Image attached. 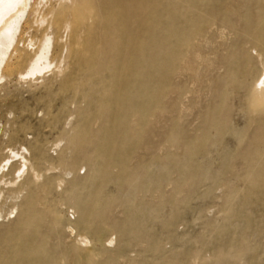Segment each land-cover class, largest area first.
Returning <instances> with one entry per match:
<instances>
[{"label":"rangeland","instance_id":"1","mask_svg":"<svg viewBox=\"0 0 264 264\" xmlns=\"http://www.w3.org/2000/svg\"><path fill=\"white\" fill-rule=\"evenodd\" d=\"M47 1L0 37L2 214L35 192L39 206L63 224L76 220L80 202L95 198L102 214L132 216L131 233L116 235L109 247L102 243L115 264H264V184L240 157L245 96L257 54L264 55L261 0H122L118 8L80 10ZM142 6L145 29L153 25L132 46L147 56L150 76L131 96L138 114L123 120L113 101L121 87L114 85L112 55L102 54L101 43L115 34L121 9L133 14ZM131 19L137 27L140 17ZM44 32L53 67L23 80ZM30 38L37 46L26 51ZM193 41L205 61H195L198 80L181 68ZM215 107L219 114L227 109V128L205 134ZM80 126L91 143L72 145ZM22 159L40 173L38 181H26ZM14 224L5 218L0 234Z\"/></svg>","mask_w":264,"mask_h":264},{"label":"bare ground","instance_id":"2","mask_svg":"<svg viewBox=\"0 0 264 264\" xmlns=\"http://www.w3.org/2000/svg\"><path fill=\"white\" fill-rule=\"evenodd\" d=\"M46 1L0 0V37L11 36L13 21L23 16L29 8H32V12L35 14V12L39 11V8L47 6L48 3ZM56 1L58 6H68L69 8L78 10L94 7L118 8L122 2V0ZM189 1L193 3L195 0H167L169 5L188 3ZM261 2L264 7V0H261ZM143 14V6L142 9H135L133 14L127 9H121L116 16L123 18V20L121 19L122 22L116 27L115 34L101 43L102 54L108 57L112 55L113 68L117 75L114 85L121 87L116 92L113 101H115L120 111L123 112V120L129 116L138 114L137 111L140 109H137V101H132L131 96L133 95L134 89L137 91L139 87L145 86V84L147 85L146 82L149 81L150 76L147 70L148 65H146L149 64L147 56L144 55L141 49H136L132 46L139 32L152 29L153 24L150 26L149 22V28L145 29V23L147 22L144 21ZM131 16L134 18L140 17L137 27H134ZM45 18L42 17L40 21H44ZM124 19L127 22L124 23ZM122 29L125 30L124 35H120ZM50 39V32H44L39 39L40 46L37 53L30 60H27L25 68L20 72V77L23 80L34 79L37 74H42L46 70L52 69L53 66L48 64ZM193 43L187 59L181 61V68L194 73L195 80H198L201 78V75L198 73L195 61L197 58L200 59L201 64H204L205 61L199 53L197 44L194 41ZM36 46L37 40L30 38L27 44L23 45V49L26 51L29 48L33 50ZM255 47L254 45V50L257 48ZM156 49H160V46L157 45ZM24 53L26 55L31 54L25 51L22 52V54ZM263 56L262 53L258 52V65L255 68V75L249 82L245 96L248 103V109L246 111L247 131L243 134L247 135V140L242 144L240 157L250 170V173L252 172L254 174V178L256 177L258 182L264 184ZM26 57L28 56H25V59H27ZM3 61L0 58V68ZM132 70L144 71L145 76L143 78H135V73ZM226 110L223 114H219L218 107H215L209 116H207V122L204 124L205 134L222 131V129L226 130L228 125L226 121ZM110 117L111 111L107 117L109 123H111ZM117 131H120L119 126H117ZM232 133L235 134V132ZM91 140L92 138L87 135V131L83 126L76 129L75 133L70 137V143L72 145H80L81 143L90 144ZM60 142H57V147L59 146L58 144H61ZM240 143H242L241 139L239 140V145ZM20 163L23 168L28 165L24 159ZM4 166L5 164L2 165V169ZM23 168L22 171L24 173L25 169ZM27 170L28 177L26 181L35 182L39 180L40 173H38L35 167L29 164ZM64 175H69V172L66 171ZM64 180V178L60 179L58 185L61 186ZM39 203V194L30 192L21 205L14 202L5 214H2L0 210V222L7 217L8 219L12 217L15 222L12 228L0 234V264H115V259L112 254L101 249L102 243L104 247H109L116 235L121 236L133 231L128 226L132 222L131 215L119 216L114 213L106 214L107 212L102 214L99 208V202L95 198L80 202L79 206H77L80 213L77 215L76 220L72 222L70 219H67L63 224L60 218L48 214L45 208L39 206ZM13 212L15 214L10 216ZM106 232L110 234L102 241V237ZM96 242H99L100 246H97L98 243Z\"/></svg>","mask_w":264,"mask_h":264}]
</instances>
